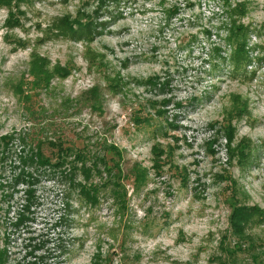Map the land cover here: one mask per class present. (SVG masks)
<instances>
[{
  "label": "rangeland",
  "instance_id": "374dc122",
  "mask_svg": "<svg viewBox=\"0 0 264 264\" xmlns=\"http://www.w3.org/2000/svg\"><path fill=\"white\" fill-rule=\"evenodd\" d=\"M32 55L65 73L34 87ZM24 135L104 156L120 188L95 175L87 204L45 146L33 220L22 186L0 205L5 264H264V0H0L7 182Z\"/></svg>",
  "mask_w": 264,
  "mask_h": 264
},
{
  "label": "trees",
  "instance_id": "16d2710c",
  "mask_svg": "<svg viewBox=\"0 0 264 264\" xmlns=\"http://www.w3.org/2000/svg\"><path fill=\"white\" fill-rule=\"evenodd\" d=\"M78 21L81 22L80 20H77L74 23H77V29L79 28L80 30L77 32L75 31L74 33H69V35L73 37L77 33H79V39L83 40V42L89 40L92 42L93 36H96V31H98V29L86 27ZM86 23L92 25V23L89 21ZM71 25H73V23L69 24V26ZM83 28H89L90 31L84 30ZM84 32H87L85 36ZM88 35H92L90 39H88ZM237 53L238 56H240L242 62L248 60L244 47H239L237 49ZM31 59L39 75V78L35 76L37 78V84H33L34 87L43 86L44 88H48L51 85V77L54 70L56 71V73L58 72V75H62L63 73H65L63 68L57 65L55 67H52L53 70L50 72L48 70L50 63L48 62L46 57L32 55ZM10 141V136L0 137V205H4V203L12 201L13 194L17 191V188H19L20 186L27 189L23 193L24 197L21 200V203H19V208L22 213L18 214L16 221L14 222V225L16 227L23 226L25 222L33 220V208L36 207V198L34 195L35 192L33 190V186L38 183L41 176L47 173L49 174L50 168L53 165L51 159L46 156L43 152V148L45 146L54 150V155L56 159L61 158L62 160H65L68 156L72 157L71 162H69V169L72 173L79 171V174L82 177L81 179H83V184L77 185V188H79L78 198H80L87 204L90 203V205L95 206L98 202V194L101 186H98L97 188L94 185H91L92 178L95 175H101V173H105L107 179L103 183V187L109 185L110 189L112 186L116 189V191L120 188V184L117 181L119 180V176L117 174H115L116 176H114V174L111 172L112 168L110 167V164L107 162L104 156H94L91 152H88V150H77L74 149V147L72 148L70 146H65L62 142H56L55 140L48 142L42 140H35L34 138H31L30 136L26 135L19 137L21 147H19L20 149L18 151L20 154V157L18 159V166H16L15 168L17 172L14 174L12 181L7 182L4 179V175L8 172V166L6 164V160H4V156L5 151L8 150V145ZM105 150L106 152L108 151L109 153L114 154L115 157L117 156L118 160L120 159L121 152L116 147H109L108 149L105 148ZM111 161L114 162V159H112ZM79 164L80 167H78ZM117 171L120 175L121 171ZM250 209L256 211L255 214L259 210H257L256 207H251ZM29 215H31L32 218H30ZM1 247L2 248L0 249V264H5L7 250L5 249L4 245H2ZM95 256L98 257V254H96ZM106 262L109 264L107 260Z\"/></svg>",
  "mask_w": 264,
  "mask_h": 264
}]
</instances>
